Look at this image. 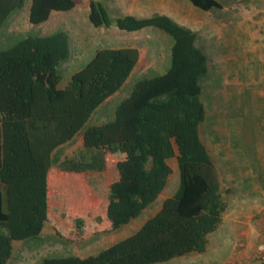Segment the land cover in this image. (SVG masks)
I'll use <instances>...</instances> for the list:
<instances>
[{"label":"trees","instance_id":"trees-1","mask_svg":"<svg viewBox=\"0 0 264 264\" xmlns=\"http://www.w3.org/2000/svg\"><path fill=\"white\" fill-rule=\"evenodd\" d=\"M190 1L205 10L220 8L212 0ZM24 4L0 0V32ZM75 6V0H33L30 22L39 25L52 12ZM89 8L97 28L154 27L170 34L171 66L165 73L142 75L146 48L106 47L60 88L61 67L72 53L66 31L28 34L0 48V264H15L17 243H81L130 224L167 187L173 159L180 172L178 190L134 234L97 255L45 258L39 264H157L203 254L227 210L220 173L202 138L208 56L196 33L167 16L113 20L100 2L90 1ZM118 99L114 115L104 114L106 121L96 123ZM242 124L236 149L253 160L258 146L254 110ZM81 148L102 150L107 168L116 172L102 209L91 202L94 187L54 169ZM62 190L63 200H56ZM70 190L82 191V200L68 195ZM63 225L70 227L69 235Z\"/></svg>","mask_w":264,"mask_h":264},{"label":"crops","instance_id":"crops-1","mask_svg":"<svg viewBox=\"0 0 264 264\" xmlns=\"http://www.w3.org/2000/svg\"><path fill=\"white\" fill-rule=\"evenodd\" d=\"M90 1L102 3L113 20L123 17H134L141 20L155 16H167L175 23L196 33L198 46L208 56L210 67L208 75L212 73L211 69L215 68L216 65H223L221 74L224 81L221 100L223 121L221 124L211 122L206 139L208 138L213 146H222L219 155L222 156L224 171H229L232 175H236L237 171H241L236 176L238 184L234 187L237 192L236 204H231V200L228 201L225 198L227 210L223 216L222 224L217 231L209 236V245L205 253H192L172 260L177 259L175 261L179 262L178 258L181 261L187 259L186 262L191 263L195 260L196 264H264L260 261L261 256L264 255V140L259 129L260 126L258 127L257 124L264 121V119L259 118V110L262 107L264 97V72L255 64L256 69L252 71V74L245 75L242 65L243 58L249 56L252 48L259 49L257 48L259 44L255 39L261 36L264 38V0H212L219 4L220 8L211 7L207 10L190 0H75L76 6L72 10L54 11L48 20L39 25L30 22L33 0H25L23 8L15 11L8 20L11 24L9 30L10 32L26 33L29 30L40 29L39 35L42 36L52 34L58 30L66 31L71 43L70 61H74V64H88L97 50L101 48L127 46L148 49V61H150L151 36L149 35L153 32H159L157 28L150 27L128 32L120 30L116 26L110 28L94 27L89 20ZM186 2H189L191 7ZM203 2L206 3V1ZM185 10L186 12L189 11L188 15L184 13ZM20 14L21 16H19ZM82 16L84 17L83 21L78 19ZM237 33H240V35L247 34V42L248 40L256 41V45L252 42V48H249L250 53L244 52L245 43L240 40V35H237ZM72 36L77 37L76 43H73ZM2 37L5 40L1 43L7 44V35ZM238 39L239 42H237ZM263 46L264 42L262 43ZM262 57L264 58V54L259 57L261 62L264 61ZM77 59L78 62H76ZM254 61L258 60L254 58ZM68 63L69 61L65 65ZM78 70L76 68L72 71V75ZM147 73L144 69L141 74L146 75ZM129 93H124L123 97L128 96ZM219 107L220 104L215 101L210 112L206 108V122L209 115L213 116L214 109L217 112ZM251 110H254L258 134V146L255 151L256 155L252 158L253 160L242 153L241 149H236L237 141H240L239 136H241L244 115L247 117ZM105 121L106 117L104 115L96 119L98 124ZM205 124L204 128H206ZM217 126H221V130H218ZM203 135L202 131V137ZM203 141L207 143L206 146L212 155L213 149L209 148L208 141ZM96 154H98L97 158L94 157ZM75 156L81 158V161L76 163L72 161L75 160ZM240 157L249 159V166L239 168L236 162ZM93 158L94 163H91ZM255 159H257V162L254 161ZM104 160L106 161L105 153L102 150L81 148L74 156L54 167V169L60 173L75 174V176L83 179L88 188L92 187L91 180L96 189L100 188L99 185L107 189L116 177V172L108 169ZM96 162L98 166H95ZM96 167L108 169V172H105L107 176L104 175L103 178H99L96 174L85 172L87 169ZM110 171H113L112 176ZM218 171H220V168H218ZM90 192L94 193V189ZM93 201L91 199L93 204L96 203V201ZM123 228L125 226L112 233L101 234L77 243L86 246L99 238H108L106 240L107 246L101 247L100 250L92 254L86 253L84 256L78 257L85 258L97 255L109 246L134 234L133 231L128 232L127 230L122 236H118L117 234ZM213 240H216L217 243ZM60 242L63 244L68 243L65 241ZM187 256H196V259H189Z\"/></svg>","mask_w":264,"mask_h":264},{"label":"rangeland","instance_id":"rangeland-1","mask_svg":"<svg viewBox=\"0 0 264 264\" xmlns=\"http://www.w3.org/2000/svg\"><path fill=\"white\" fill-rule=\"evenodd\" d=\"M187 5L189 7H191V4L189 2H186ZM82 9V8H80ZM192 12V11H191ZM184 13H186V15H188L189 11L186 12V10L184 11ZM24 15V14H23ZM21 16V14L19 15ZM25 18V17H24ZM23 18V19H24ZM79 20L84 19V17H79ZM245 25V24H244ZM10 27L11 24L9 23V21L6 23V25L4 26V30L3 32H0V48H7L9 46H11L17 39L28 35V34H32V35H39L41 30L39 29H34V30H29L26 33H20V32H10ZM246 27H248V25H246ZM159 32H153L150 33L149 36H151V47H150V51H149V56H150V61H148V66L145 68L146 72L151 73V72H155L156 74H161V73H165L169 67L171 66V47L173 45V38L170 34L166 33L163 30H159L157 29ZM240 35V33H237V35ZM3 35H7V44L1 43V41H4L5 39L2 37ZM2 37V38H1ZM103 37V36H102ZM247 34H241L240 35V40H242L245 43V48H244V52H249V48H252V42L254 43V45H256V41L259 44V48L258 50L256 48H252V52L249 54V56H245L243 58L242 61V65L244 67V74H252V71L254 69H256L257 67H260V70L264 72V61L261 62L260 58L263 54H264V46L262 47V43L264 42V38L258 37L255 40L256 41H250L248 40L247 42ZM76 39L77 37L72 36V41L73 43H76ZM239 42V39L238 41ZM247 45V46H246ZM148 50V49H147ZM255 50H257L255 52ZM245 54V53H244ZM254 58L258 61H254ZM263 58V57H262ZM264 59V58H263ZM76 62H78V59L76 60ZM256 64V66H255ZM77 66V67H76ZM85 65L83 64H74V61H70L68 64H64L61 67V73L63 75V79L62 82L59 84L60 88L65 87L72 76V71L77 70L81 67H83ZM222 67L223 65H216L215 68L211 69V74L207 76V78L204 80V92H203V96H202V100L206 106V108L208 109V111L210 112V109L212 108L213 102L218 101V103L220 104V107L217 108V112H215L214 109V113L213 116L209 115L208 120L205 124L206 128H204L203 131V140L208 141V145L210 146L209 148H212V156L213 159L215 160L218 168H220V177H221V182H222V187H223V194L224 197L229 200H231V204H236V197H237V192L235 191V188L238 184V178L236 177L241 171H237L236 175H232L231 172L229 171H224L223 165H222V156L219 155V152L222 149L221 145H214L212 143L209 142L208 138L206 139V135H208V132L210 130V124L212 121L216 122L217 124H221L223 121V113L221 110V100H222V88H223V80L221 77L222 74ZM256 72V70H255ZM133 77H137V76H133ZM136 78H133L132 80H130L129 84L125 87L126 90L124 93L126 92H130L131 88L133 86V84L135 83ZM215 95H214V94ZM213 94V97H212ZM119 102V99L116 100L114 103H111V105H108L106 108H104L103 111H101V113L97 116L100 117L104 114H108V117H112L114 115V111H115V107L117 106ZM259 118L262 120L264 119V97H263V102H262V107L259 110ZM258 127L261 130L262 133V139L264 140V121L262 122H258ZM218 130H221V126H217L216 127ZM207 144V143H205ZM213 146V147H211ZM240 147V146H239ZM238 149V148H237ZM239 150V149H238ZM95 158L98 157V154L94 155ZM88 158V156H87ZM75 163L76 162H80L81 158L76 159V160H72ZM87 161V160H86ZM89 161V158H88ZM91 163H94V158L91 160ZM250 160L244 157H240L236 164L240 167L242 166H249ZM171 167L173 168V173L170 176L169 179V183L167 185V187L165 188V190L163 191V193L161 194V196L159 197V199L152 204L149 208H147L144 213L142 214V216H140L138 219L132 221L129 225H126L125 228H123V230L118 233V236H122L127 230L128 232H136L138 230V228H140L139 226H141V224L143 225V223L149 219L151 216H153L162 206L163 202L165 199L173 196L176 191L178 190L179 186H180V172L178 169V164L176 162V159L171 160L170 162ZM105 165V164H104ZM98 166V163L96 162V165ZM89 170V171H88ZM108 169H104V168H94V169H87V171L85 172H89L90 174H96L99 176V178H103L104 175L107 176V174H105V172ZM97 172V173H96ZM113 171H110V175L112 176ZM99 178H94V179H99ZM90 180V179H89ZM91 186L95 188L94 183L90 180ZM94 185V186H93ZM100 188H98V190L100 189L99 192L92 193L90 192V197L92 199V201H96V203H94L95 206H97L98 208L102 209L104 208L105 205V201H106V189H104L105 187L102 185H99ZM93 188V189H94ZM91 189V187H90ZM91 189V191L93 190ZM96 189V188H95ZM62 191H60L57 195V197L55 198L56 200H63V198L59 195H63L65 196V193H62ZM92 194V196H91ZM97 196H96V195ZM68 195L73 196L76 200H82V191H68ZM93 201V202H94ZM235 203H234V202ZM231 209V207H230ZM229 209V210H230ZM234 209V208H232ZM139 225V226H138ZM62 231L64 233H66L67 235H69L70 233V227L63 225L61 227ZM127 232V233H128ZM106 240H108L107 237H103V238H99L96 241L90 242V244H87L86 246H84L83 244H77V242L74 243H65L63 244L60 241H56L54 242H50L47 243L45 242L43 245L41 246L40 243H26L25 245L20 243V244H16V249H15V264H39L41 261H43L45 258H54V257H66V256H84L86 253H94L97 252L98 250L101 249V247L103 248L104 246H107L108 243L106 242ZM214 242L217 243L216 240H213ZM215 243V246H216ZM222 246V245H219ZM98 248V249H97ZM196 256H187V258H195ZM179 262H176L175 260H170L167 262H163V263H157V264H196L195 260L194 262H186V260L181 261L180 258ZM196 259V258H195Z\"/></svg>","mask_w":264,"mask_h":264},{"label":"built area","instance_id":"built-area-1","mask_svg":"<svg viewBox=\"0 0 264 264\" xmlns=\"http://www.w3.org/2000/svg\"><path fill=\"white\" fill-rule=\"evenodd\" d=\"M260 261H261V263L262 262L264 263V255L261 256Z\"/></svg>","mask_w":264,"mask_h":264}]
</instances>
